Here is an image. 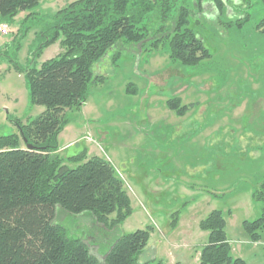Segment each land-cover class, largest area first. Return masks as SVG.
I'll use <instances>...</instances> for the list:
<instances>
[{
	"label": "rangeland",
	"instance_id": "obj_1",
	"mask_svg": "<svg viewBox=\"0 0 264 264\" xmlns=\"http://www.w3.org/2000/svg\"><path fill=\"white\" fill-rule=\"evenodd\" d=\"M74 1L42 0L30 19L17 16L11 32L0 36V136L17 134L16 121L26 125L43 112L30 104L25 76L15 65L38 68L61 53L56 42L34 59L43 26ZM248 1L221 15L206 3L192 18L211 55L199 67L172 63L167 45L151 53L121 43L92 65L93 77L103 81L89 86L80 110L66 112L59 155H100L130 199L131 214L112 234L152 228L141 263L198 264L206 243L198 220L219 210L232 256L264 264V234L255 241L243 227L259 216L261 204L252 201L251 189L254 178L264 180V31L257 29L264 8L260 0ZM172 99L187 106L184 115L165 106ZM177 211L173 231L169 224ZM57 220L70 237L90 240L92 253L97 255L96 246L97 256L106 253L112 235L89 216L59 212Z\"/></svg>",
	"mask_w": 264,
	"mask_h": 264
},
{
	"label": "trees",
	"instance_id": "obj_2",
	"mask_svg": "<svg viewBox=\"0 0 264 264\" xmlns=\"http://www.w3.org/2000/svg\"><path fill=\"white\" fill-rule=\"evenodd\" d=\"M41 1L0 0V22L9 25L18 14L33 11ZM260 1L264 8V0ZM247 2L76 0L43 26V41L34 59L56 42L62 51L38 68L22 70L15 65L25 76L30 104L44 110L26 125L16 121L17 134L0 136V264H154L139 261L152 228L112 234L121 228L132 207L111 164L97 156L87 157L85 150L66 159L59 155L57 139L69 123L66 112L80 110L89 86L103 81L93 77L92 65L121 43L151 53L167 45L166 54L172 63L199 67L211 55L195 32L192 18L202 15L206 3L221 15L224 9L235 12ZM195 23L199 21L195 19ZM257 29L264 31V18ZM165 106L178 116L187 110L178 99L169 100ZM251 199L261 204L260 213L255 220L244 221L243 227L256 241L261 232L264 234V180L259 176L254 178ZM59 212L89 216L94 225H101L112 235L106 253L99 257L96 243L97 255L88 246L90 240L87 243L70 237L57 220ZM178 217V211L172 214L171 229ZM199 228L207 233V239L198 264H244L231 254L221 211L209 212L200 220Z\"/></svg>",
	"mask_w": 264,
	"mask_h": 264
},
{
	"label": "crops",
	"instance_id": "obj_3",
	"mask_svg": "<svg viewBox=\"0 0 264 264\" xmlns=\"http://www.w3.org/2000/svg\"><path fill=\"white\" fill-rule=\"evenodd\" d=\"M40 3H41V2H40ZM26 13H27V15L29 14V12H21L20 14H18V16L21 15V14H22V15H23V14H26ZM255 81H257V79H255ZM179 119H182V118L179 117ZM60 149H61V148H60ZM94 156H97V157L102 158L100 155H94ZM103 159H104V158H103ZM110 164H111V162H110ZM189 186H193V185L189 184ZM195 186H196V185H195ZM188 188H189L190 190H192V191H194V189H195V188H193V187H192V188H191V187H188ZM195 193H196V192H195ZM210 212H211V211H210ZM207 214H208V213H207ZM202 219H203V218H201V219L198 220V224H197V226L199 225V222H200V220H202ZM175 228H176V229H175ZM175 228H174L175 230H173V231H177V230H178V228H177V224H176V227H175ZM150 234H151V233H150ZM202 234H203L202 238H205L204 240L206 241V239H207V233H206V232H202ZM163 237L166 239L165 235H164ZM164 238H163V239H164ZM149 239H150V236H149ZM165 239H164V240H165ZM148 241H149V240H148ZM147 244H148V243H147Z\"/></svg>",
	"mask_w": 264,
	"mask_h": 264
},
{
	"label": "built area",
	"instance_id": "obj_4",
	"mask_svg": "<svg viewBox=\"0 0 264 264\" xmlns=\"http://www.w3.org/2000/svg\"><path fill=\"white\" fill-rule=\"evenodd\" d=\"M10 32V26L6 23L0 22V36L8 35Z\"/></svg>",
	"mask_w": 264,
	"mask_h": 264
},
{
	"label": "water",
	"instance_id": "obj_5",
	"mask_svg": "<svg viewBox=\"0 0 264 264\" xmlns=\"http://www.w3.org/2000/svg\"><path fill=\"white\" fill-rule=\"evenodd\" d=\"M27 149H31V147L29 145L26 146Z\"/></svg>",
	"mask_w": 264,
	"mask_h": 264
}]
</instances>
